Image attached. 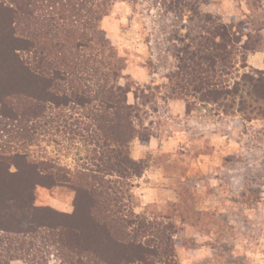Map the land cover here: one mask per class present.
<instances>
[{"label":"trees","instance_id":"obj_1","mask_svg":"<svg viewBox=\"0 0 264 264\" xmlns=\"http://www.w3.org/2000/svg\"><path fill=\"white\" fill-rule=\"evenodd\" d=\"M120 1L139 2L0 0V264H50L51 256L55 264H181L172 218L131 206L133 183L149 168L131 146L151 134L129 101L139 88L125 74L128 60L102 28ZM155 1L188 22L170 34L169 97L264 118V74L240 73L261 45L250 41L252 28L221 23L201 10L204 0ZM59 135L79 139L82 165L31 155L43 141L60 144ZM14 144L21 148L10 152ZM57 187L74 193L72 213L36 205L37 189Z\"/></svg>","mask_w":264,"mask_h":264},{"label":"rangeland","instance_id":"obj_2","mask_svg":"<svg viewBox=\"0 0 264 264\" xmlns=\"http://www.w3.org/2000/svg\"><path fill=\"white\" fill-rule=\"evenodd\" d=\"M200 8L238 30L244 24L252 28L250 41L261 45L247 53V67L240 73L263 76L264 0H204ZM184 24L186 19L164 14L155 0H139L134 6L120 1L102 23L128 60L125 74L139 88L129 95L140 108L138 123L157 141V147L144 149L149 168L133 183L131 206L136 213L172 218L181 264H264V118L255 113L248 119L238 107L230 115L198 99L188 103L169 97V76L176 70L169 38ZM56 138L60 144L43 141L30 149L31 155L72 169L82 165L86 153L79 139ZM148 145L136 139L132 156ZM36 194L37 206L74 210V193L68 188H39ZM55 262L51 256L50 264Z\"/></svg>","mask_w":264,"mask_h":264},{"label":"crops","instance_id":"obj_3","mask_svg":"<svg viewBox=\"0 0 264 264\" xmlns=\"http://www.w3.org/2000/svg\"><path fill=\"white\" fill-rule=\"evenodd\" d=\"M176 103V102H175ZM157 141H156V139H155V137H152V139H150V141L148 142V146H146V147H141L139 150H138V152H137V155L134 157V158H136V159H143L144 157H145V155H144V149H149V146H150V148H153L154 146L155 147H157L156 145H155V143H156ZM158 145H160V144H158ZM17 262H14V263H12V264H16Z\"/></svg>","mask_w":264,"mask_h":264}]
</instances>
